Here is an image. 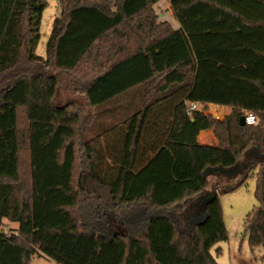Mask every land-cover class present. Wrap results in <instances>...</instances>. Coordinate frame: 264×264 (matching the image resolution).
I'll use <instances>...</instances> for the list:
<instances>
[{
  "label": "trees",
  "instance_id": "obj_1",
  "mask_svg": "<svg viewBox=\"0 0 264 264\" xmlns=\"http://www.w3.org/2000/svg\"><path fill=\"white\" fill-rule=\"evenodd\" d=\"M57 1L42 55L48 1L0 0V264H221L208 176L252 150L229 190L257 167L243 234L264 245V0H169L179 29L158 0Z\"/></svg>",
  "mask_w": 264,
  "mask_h": 264
},
{
  "label": "rangeland",
  "instance_id": "obj_2",
  "mask_svg": "<svg viewBox=\"0 0 264 264\" xmlns=\"http://www.w3.org/2000/svg\"><path fill=\"white\" fill-rule=\"evenodd\" d=\"M48 5L46 6L43 15L40 33L42 34L41 40L39 42L37 52L38 54H46V43L50 36L53 23L55 21V16L59 14V4L57 0H47ZM158 5V4H157ZM169 3L166 0L161 1L158 6L160 11H168ZM170 18L171 16L168 15ZM77 96H71L64 87H61L57 94V102L64 104ZM225 112L220 109L217 111L215 106L212 104H206L203 106L202 110H205V113L212 114L214 117L221 116L222 113H229L231 109L229 107H224ZM256 154L253 150L248 153V160L253 161ZM254 163V161H253ZM253 163L250 165L252 166ZM221 174H215L214 171H211L208 176L209 184L217 183L221 185L217 190L221 199V205L224 209L225 221L229 223L231 228H237L240 225V229L236 230V235H233L229 241H223L217 244L212 252L216 256L217 260L221 264H264V245H258L254 248H251L248 238L243 234V219L247 213H249L255 205H257L256 198V183H257V167L250 169V175L245 177L244 181L241 184H238L237 187L233 190H229L237 181L242 179V176H238L237 179L229 180L224 182V179L232 178V175L228 177L229 170L227 168L221 167ZM212 170V169H211ZM240 178V179H238ZM216 181V182H215ZM229 190V191H227ZM15 223V222H13ZM13 224L7 222L5 224L6 231H9ZM221 247V250L216 253V249ZM32 264H57L53 259H50L43 254H34L31 258Z\"/></svg>",
  "mask_w": 264,
  "mask_h": 264
},
{
  "label": "crops",
  "instance_id": "obj_3",
  "mask_svg": "<svg viewBox=\"0 0 264 264\" xmlns=\"http://www.w3.org/2000/svg\"><path fill=\"white\" fill-rule=\"evenodd\" d=\"M161 1H163V0H158L155 4H154V9H155V12H156V14H158V16H159V19H158V22H169L171 25H172V27L174 28V29H179L180 27H181V24H180V22L178 21V19L176 18V16H175V14L173 13V9L171 8V3H170V1L169 0H166V1H168V3H169V6H168V11H159L158 10V8L156 7V6H158L159 5V3H161ZM158 4V5H157ZM168 15H170L171 16V18L168 16ZM208 104H212V105H214L215 106V109L217 110V111H219L218 109H219V107H220V109H222L224 112H225V109H224V107H228V106H224V105H216V104H214V103H208ZM222 113V115L220 116H217L216 115V118H224L225 117V115L227 114V113ZM198 141L201 143V144H216L217 142H216V138H215V135H214V132H213V130L212 129H203L200 133H199V136H198ZM247 155H248V153L246 152V153H244L242 156H241V158H240V160H239V162H238V164H237V167H235L234 168V172L236 173V175H235V177H233L232 179L231 178H228V179H224L225 181L226 180H233V179H237V177L238 176H243L244 174H245V172H246V170L249 168V166L253 163V161H250V160H248V157H247ZM238 179H240V178H238ZM216 182V181H215ZM218 186V184L217 183H213V184H209V181H208V183H207V185H206V190L205 191H207V192H214V191H217L216 189L218 188L217 187ZM224 220H225V215H224ZM7 222H9V223H11V224H13L12 226H11V228L13 227V228H15V227H18V223L17 222H15V223H13V221L12 222H10V221H8V220H5V224L7 223ZM226 222V221H225ZM226 224H227V226H228V229H229V238L231 239L232 238V236L233 235H236V230H238V228L240 229V225H238V227L236 228L235 227V230H233L234 228H231V226H229V223L228 222H226ZM229 239V240H230Z\"/></svg>",
  "mask_w": 264,
  "mask_h": 264
},
{
  "label": "built area",
  "instance_id": "obj_4",
  "mask_svg": "<svg viewBox=\"0 0 264 264\" xmlns=\"http://www.w3.org/2000/svg\"><path fill=\"white\" fill-rule=\"evenodd\" d=\"M208 103H200V102H190L188 105V110L191 113L192 111L199 110V111H204L202 110L203 106H205ZM256 115L251 111L248 114L245 115V123L251 124L256 122Z\"/></svg>",
  "mask_w": 264,
  "mask_h": 264
}]
</instances>
